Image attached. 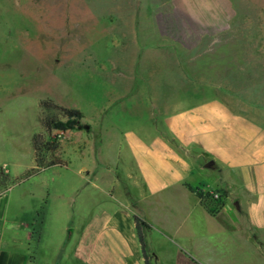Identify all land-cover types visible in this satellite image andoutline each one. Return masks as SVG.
<instances>
[{
	"label": "rangeland",
	"instance_id": "obj_1",
	"mask_svg": "<svg viewBox=\"0 0 264 264\" xmlns=\"http://www.w3.org/2000/svg\"><path fill=\"white\" fill-rule=\"evenodd\" d=\"M230 1L238 9L236 21L264 23V0ZM167 2L0 0V164L14 179L6 191L11 215H35L32 263L70 264L76 237L69 227L90 209L120 206L122 196L111 198L106 186L114 173L123 178L121 172L131 168L126 131L144 129L152 136L165 114L214 95L207 84L195 85L208 79L202 74L211 62L213 74L236 77L233 64L219 62L226 56L219 57L220 50L217 62L196 59L197 51L211 46L196 44L192 35L173 47H157L153 29L170 17ZM226 32L233 36L232 28ZM145 44L153 54L137 49ZM45 99L77 107L83 127L60 136L59 148L48 156L58 163L38 168L32 138L43 131ZM257 259L263 264L262 255Z\"/></svg>",
	"mask_w": 264,
	"mask_h": 264
},
{
	"label": "crops",
	"instance_id": "obj_2",
	"mask_svg": "<svg viewBox=\"0 0 264 264\" xmlns=\"http://www.w3.org/2000/svg\"><path fill=\"white\" fill-rule=\"evenodd\" d=\"M167 3L170 17L153 29L158 48L192 35L196 44L211 46L196 59L217 62L220 50L219 57L226 56L219 62L242 75L213 74L211 62L202 74L208 79L195 85L207 84L214 95L165 114L152 136L144 129L125 132L131 168L120 171L123 178L114 173L106 186L111 198L124 200L116 208L90 209L69 227L76 237L70 264H144L135 215L148 223L143 236L153 264H256L257 255L264 264V23L236 21L230 0ZM144 46L137 48L141 54L152 53ZM195 187L225 193L216 216L202 207ZM7 198L6 192L0 196V264H34L35 215L14 218Z\"/></svg>",
	"mask_w": 264,
	"mask_h": 264
},
{
	"label": "trees",
	"instance_id": "obj_3",
	"mask_svg": "<svg viewBox=\"0 0 264 264\" xmlns=\"http://www.w3.org/2000/svg\"><path fill=\"white\" fill-rule=\"evenodd\" d=\"M43 131L34 133L32 146L35 163L38 168H43L59 162V158L48 159L49 154H54L60 146V136L65 132L83 127L81 120L83 113L77 107H63L51 99L40 100ZM14 179L6 167L0 164V196L12 185ZM199 199L201 205L211 216H216L225 204V193L221 190H204L200 187L190 188ZM213 193H217L215 198ZM135 228L140 241V249L144 264H153L152 254H148L143 236V229L149 228L148 223L138 216H134Z\"/></svg>",
	"mask_w": 264,
	"mask_h": 264
},
{
	"label": "built area",
	"instance_id": "obj_4",
	"mask_svg": "<svg viewBox=\"0 0 264 264\" xmlns=\"http://www.w3.org/2000/svg\"><path fill=\"white\" fill-rule=\"evenodd\" d=\"M213 196H214L215 198H217V197H218V194H217V193H213Z\"/></svg>",
	"mask_w": 264,
	"mask_h": 264
}]
</instances>
